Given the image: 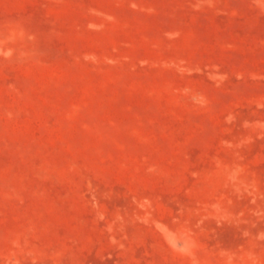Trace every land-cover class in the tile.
Listing matches in <instances>:
<instances>
[{
	"label": "rangeland",
	"instance_id": "1",
	"mask_svg": "<svg viewBox=\"0 0 264 264\" xmlns=\"http://www.w3.org/2000/svg\"><path fill=\"white\" fill-rule=\"evenodd\" d=\"M0 264H264V0H0Z\"/></svg>",
	"mask_w": 264,
	"mask_h": 264
}]
</instances>
